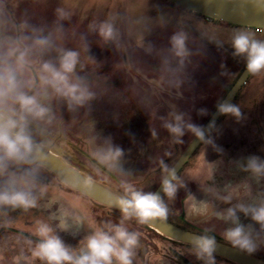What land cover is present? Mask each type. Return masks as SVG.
Wrapping results in <instances>:
<instances>
[{
  "label": "rangeland",
  "instance_id": "1",
  "mask_svg": "<svg viewBox=\"0 0 264 264\" xmlns=\"http://www.w3.org/2000/svg\"><path fill=\"white\" fill-rule=\"evenodd\" d=\"M58 9L67 16L61 18ZM104 22L113 24L114 40L99 35ZM238 30H249L255 39L264 40V30L207 19L167 0H0V39L26 36L23 44L31 45L36 37L51 38V47L33 48L29 65L17 73L23 90L51 109V124L47 118L29 117L34 141L114 195L122 192L121 181L144 192L156 190L196 136L188 125L202 127L246 67L244 56L232 55V38ZM181 31L187 35L189 51L182 66L171 52V37ZM61 50L79 53L70 79L79 78L94 93L92 100L73 110L65 98L38 80L43 62L59 67ZM30 79L35 80L31 88L26 86ZM232 104L239 107L243 119L224 114L176 176L175 198L162 197L170 221L227 244L223 233L234 225L216 213L264 201V177L241 168L249 156L264 159V71L249 76ZM6 107L19 111L11 101ZM200 109H206L207 115H201ZM176 115L183 118L179 142L164 127L166 122L175 124ZM109 145L123 149L117 170L99 165L91 155ZM33 166L39 169L38 183L48 191L37 208L0 210V264H13L21 251L29 254L36 241L23 234L38 239L32 234L37 220L52 226L73 248L92 228L119 222V210L92 201L43 167ZM225 196L231 200L226 202ZM237 215L250 226L258 245L254 255L264 259V230L244 213ZM62 217L70 226L67 231L59 228ZM76 217L83 219L79 228ZM126 226L141 233L134 264H204L192 246L156 234L135 220ZM217 257L216 264H235Z\"/></svg>",
  "mask_w": 264,
  "mask_h": 264
},
{
  "label": "clouds",
  "instance_id": "2",
  "mask_svg": "<svg viewBox=\"0 0 264 264\" xmlns=\"http://www.w3.org/2000/svg\"><path fill=\"white\" fill-rule=\"evenodd\" d=\"M242 5L251 4L264 14V0H240ZM61 18L67 16L63 10H57ZM27 27V25H25ZM99 35L110 41L116 38V30L112 23L104 22L99 25ZM254 33L249 30H238L232 38V55L246 58V69L250 74L264 71V40L254 38ZM28 37H3L0 39V210L10 208L28 211L38 207V200L48 191L47 186L38 183V167L33 166V161L43 158L42 145H38L31 134L29 117L33 120H45L52 123L51 109L45 107L35 94L29 95L23 90L18 80V71L29 65V53L33 48L44 51L51 47L50 36L36 37L31 45H24ZM187 35L183 31L171 37V52L180 58L182 66L189 51L186 47ZM147 51L151 52L149 47ZM79 63V53L72 50H61L59 67L50 62H43L38 75L42 86H49L53 91L67 100L69 110L76 106H83L94 98V93L77 78L72 82L70 74L75 72ZM165 65L168 61H164ZM35 80L30 79L26 86L31 88ZM47 93L45 92V96ZM9 101L19 106L7 108ZM217 109L220 114H231L237 121L243 119L238 106L228 101L218 102ZM201 115H207L206 109H200ZM182 115H176V123L166 122V127L179 142V137L184 135ZM188 127L200 139H205V129L201 126L189 124ZM215 128V120L210 121L207 130ZM206 142L211 143V139ZM123 149L119 146L109 145L106 149L92 152L93 159L108 170H117L118 162L123 156ZM244 171L251 172L256 177H264V159L255 155L247 158L246 165L241 164ZM15 169V170H13ZM91 180V178H89ZM176 176L162 180L161 192L169 199H174L178 187L174 183ZM84 187L91 190L93 185L86 183ZM121 193L116 194L114 207L120 212L118 223L110 221L92 228L90 234L80 241L79 246L73 248L56 234L48 223L37 220L32 234L38 238L29 254L23 251L13 257V264H134L136 250L139 247L141 233L131 231L126 222L135 220L139 225H148L157 220L165 221L169 216V208L160 193L144 192L137 189L132 183L120 182ZM37 191L39 195H37ZM223 199L228 202L230 196ZM237 211L250 217L252 221L264 230V201L259 206L238 204L229 207L223 213H216L219 219L230 221L234 227L228 228L224 239L241 252L253 255L258 251V245L252 238L250 226L240 222ZM83 223L81 217L75 218V225L79 228ZM69 224L62 217L59 228L63 231L69 229ZM75 235V233H74ZM29 243H32L29 241ZM192 250L198 260L204 264H216L215 252L216 239L212 235L204 234L193 236Z\"/></svg>",
  "mask_w": 264,
  "mask_h": 264
},
{
  "label": "water",
  "instance_id": "3",
  "mask_svg": "<svg viewBox=\"0 0 264 264\" xmlns=\"http://www.w3.org/2000/svg\"><path fill=\"white\" fill-rule=\"evenodd\" d=\"M167 1L211 20L220 21L240 27L264 30V14L259 12L251 4L242 5L240 3V0ZM250 75L251 74L247 72V69L245 67L221 102L228 101L232 103ZM223 115L224 114H220L218 112L217 108L213 111L206 123L203 125V128L205 129V139L211 132L207 130V126L209 125L210 121L215 120L216 125V123ZM204 140H200L197 136H195L192 142L188 145L182 155L177 159V161L170 168L163 179H170L171 175L173 174L177 176ZM42 153L43 158L35 159L33 161V164L39 165L45 170L51 172L63 184L86 196L92 201L103 206L118 210L114 207L116 195H114L103 186L97 184L96 182L89 180V178L69 166L62 159L51 153L45 147L42 148ZM86 183H91L93 185L91 190H87L84 187ZM161 185L162 181L154 192L160 193V195L163 197L164 193L161 192ZM146 226L156 231L157 233L167 237L168 239L189 246H192L190 241L193 236L202 235L182 228L168 220H157ZM216 243L217 250L215 252V256L226 259L235 264H264V261L259 259L258 257L241 252L238 249L234 248L232 245H229L217 239Z\"/></svg>",
  "mask_w": 264,
  "mask_h": 264
},
{
  "label": "trees",
  "instance_id": "4",
  "mask_svg": "<svg viewBox=\"0 0 264 264\" xmlns=\"http://www.w3.org/2000/svg\"><path fill=\"white\" fill-rule=\"evenodd\" d=\"M206 18V17H205ZM208 19V18H207ZM236 81V80H235ZM213 113V112H212ZM211 113V114H212ZM207 121V120H206ZM206 123V122H205ZM204 123V124H205ZM203 127V126H202ZM203 143V142H202ZM168 221H170L169 219H167ZM170 222H172V221H170ZM173 223V222H172ZM173 224H175V223H173ZM177 225V224H176ZM147 229H150L148 226H146V225H144ZM178 226H180V225H178ZM180 227H182V226H180ZM182 228H185V227H182ZM185 229H187V230H190V231H193V232H195V233H198V234H202V235H204V234H207V233H204V232H200V231H196V230H193V229H189V228H185ZM152 232H154V233H156L154 230H152V229H150ZM157 234V233H156ZM25 237H27V238H30L31 240H33V241H36L37 242V240L38 239H36V238H33V237H31V236H28V235H26V234H23ZM209 235V234H208ZM215 237V236H214ZM215 239H217V237H215ZM217 240H219V239H217ZM254 255V254H253ZM254 256H256V255H254ZM215 257H217V256H215ZM256 257H258V256H256ZM218 258V257H217ZM259 259H261V260H263L264 261V259L262 258V257H258Z\"/></svg>",
  "mask_w": 264,
  "mask_h": 264
},
{
  "label": "flooded vegetation",
  "instance_id": "5",
  "mask_svg": "<svg viewBox=\"0 0 264 264\" xmlns=\"http://www.w3.org/2000/svg\"><path fill=\"white\" fill-rule=\"evenodd\" d=\"M215 103H216V100L214 101V104H215ZM232 103H233V102H232ZM232 103H231V104H232ZM174 105H175V104H174ZM175 106H178V109L181 111V108H182V107H181L179 104H176ZM180 107H181V108H180ZM209 117H210V116H209ZM207 120H208V119H207Z\"/></svg>",
  "mask_w": 264,
  "mask_h": 264
}]
</instances>
